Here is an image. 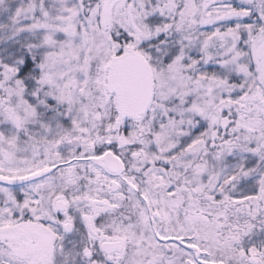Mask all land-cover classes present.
I'll use <instances>...</instances> for the list:
<instances>
[{
    "label": "snow or ice",
    "instance_id": "snow-or-ice-1",
    "mask_svg": "<svg viewBox=\"0 0 264 264\" xmlns=\"http://www.w3.org/2000/svg\"><path fill=\"white\" fill-rule=\"evenodd\" d=\"M0 264H264V0H0Z\"/></svg>",
    "mask_w": 264,
    "mask_h": 264
}]
</instances>
